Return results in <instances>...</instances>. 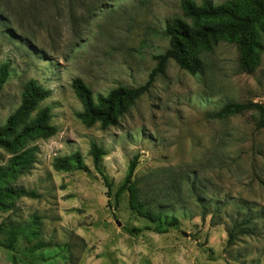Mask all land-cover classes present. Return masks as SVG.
Returning <instances> with one entry per match:
<instances>
[{"label":"rangeland","instance_id":"1","mask_svg":"<svg viewBox=\"0 0 264 264\" xmlns=\"http://www.w3.org/2000/svg\"><path fill=\"white\" fill-rule=\"evenodd\" d=\"M192 1L198 7L204 0ZM89 2L0 0V71L9 65L0 87V124L20 105L29 79L50 91L39 109L51 107L57 129L32 144L36 162L13 182L39 198H20L13 213L0 210V225L8 216L22 224L42 218L41 238L56 246L32 251L18 237L7 251L3 229L0 264H264V129L255 125L260 113L212 117L228 102L264 107V36L252 72L239 70L234 44L219 37L198 53L195 76L168 59L114 126L84 127L75 117L82 106L72 79L93 95L140 85L156 66L152 57L167 47L166 22L179 17L189 23L178 0L84 4ZM92 142L105 151L98 168L110 184L108 194L92 165ZM74 153L82 169L54 168L56 157ZM135 155L131 178L139 179V198L153 215L159 209L166 219L177 218L165 234L153 231L157 222L128 209L127 190L114 196ZM8 159L0 150V166ZM247 219L250 233L227 245L234 224ZM132 227L142 230L131 233Z\"/></svg>","mask_w":264,"mask_h":264},{"label":"trees","instance_id":"2","mask_svg":"<svg viewBox=\"0 0 264 264\" xmlns=\"http://www.w3.org/2000/svg\"><path fill=\"white\" fill-rule=\"evenodd\" d=\"M70 1V0H69ZM105 0H92L84 4H104ZM108 1V0H107ZM83 4V5H84ZM182 16L189 20L185 22L179 17H172L166 22L164 35L167 38V47L162 52L153 56L156 66L148 75V79L137 86H117L105 94L93 95L91 90L79 78L72 79L70 88L82 110L75 114L76 119L84 126L89 127L98 123L101 128L114 126L134 100L143 93H147L156 76L163 73L168 59L183 69L186 73L195 76L201 70L198 53L201 49L209 48L210 43L219 37L234 44L237 50V63L239 70L250 73L259 64V56L263 52L261 37L264 36V0H233L225 4L213 5L204 0L200 6H195L192 0H178ZM9 65L5 64L0 71V87L9 77ZM50 94L34 80H27L23 84L20 105L10 114L3 124H0V150L9 154L5 166H0V210L2 212L14 211L15 203L20 198L37 199L39 193L23 186H15L13 182L17 177L28 174L35 162L38 149L32 144L36 140H46L53 136L57 129L51 123V107L39 109L41 102ZM258 111L260 119L255 125L264 129V107L250 100L228 102L222 106L212 117L226 118L240 115L245 111ZM105 151L102 147L92 142L90 155L93 168L97 171L109 192L110 184L98 168L100 157ZM79 154L74 153L68 157H56L53 166L57 170L66 172L82 169ZM136 164V155L127 164L123 183L117 188L114 196L127 190V206L137 215L142 216L150 223H158L153 229L158 234H165L169 227H176L177 218L161 215L157 209L153 215L147 204L139 198V179H133L132 172ZM73 165V167H72ZM195 201L204 208L200 196H195ZM202 217V216H201ZM164 222H162V219ZM249 220L241 221L239 226L232 227L227 235V245L235 240L236 236L249 234ZM165 224V225H164ZM164 225V226H163ZM163 226V228H159ZM42 218L34 215L31 221L23 224L8 216L0 225V230H6L7 242L2 246L5 250H12V242L21 237L32 251H43L56 246L53 241H43ZM145 230H150L145 227ZM237 229V230H236ZM142 228L132 227L131 233H138Z\"/></svg>","mask_w":264,"mask_h":264},{"label":"water","instance_id":"3","mask_svg":"<svg viewBox=\"0 0 264 264\" xmlns=\"http://www.w3.org/2000/svg\"><path fill=\"white\" fill-rule=\"evenodd\" d=\"M183 236H185V234Z\"/></svg>","mask_w":264,"mask_h":264}]
</instances>
